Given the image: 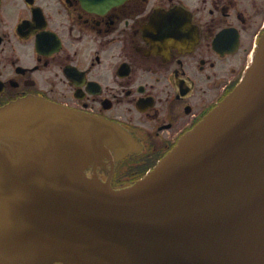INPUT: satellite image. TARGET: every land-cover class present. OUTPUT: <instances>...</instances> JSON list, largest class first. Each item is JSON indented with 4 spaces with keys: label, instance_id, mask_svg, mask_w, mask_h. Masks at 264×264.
<instances>
[{
    "label": "water",
    "instance_id": "1",
    "mask_svg": "<svg viewBox=\"0 0 264 264\" xmlns=\"http://www.w3.org/2000/svg\"><path fill=\"white\" fill-rule=\"evenodd\" d=\"M234 90L135 183L129 135L39 97L0 109V264H264V33Z\"/></svg>",
    "mask_w": 264,
    "mask_h": 264
},
{
    "label": "flooded vegetation",
    "instance_id": "2",
    "mask_svg": "<svg viewBox=\"0 0 264 264\" xmlns=\"http://www.w3.org/2000/svg\"><path fill=\"white\" fill-rule=\"evenodd\" d=\"M264 33V0H0V109L29 97L126 130L87 173L151 171L231 93Z\"/></svg>",
    "mask_w": 264,
    "mask_h": 264
}]
</instances>
